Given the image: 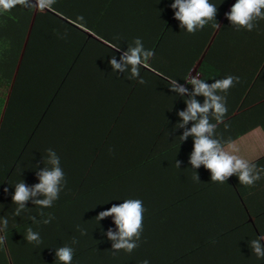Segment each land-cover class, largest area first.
I'll return each mask as SVG.
<instances>
[{
  "label": "trees",
  "instance_id": "16d2710c",
  "mask_svg": "<svg viewBox=\"0 0 264 264\" xmlns=\"http://www.w3.org/2000/svg\"><path fill=\"white\" fill-rule=\"evenodd\" d=\"M231 2L228 1L225 14L230 12L228 9ZM35 5V1L26 0L23 6L18 5L11 11L0 12V77L7 78V85L15 82L17 71H20L27 58L29 46L37 40L39 30L42 29L50 38L47 40V46L50 48L51 41L56 37L55 22L64 23L60 16L46 9L36 10ZM50 8L54 12L57 11L56 1ZM43 18L45 20L42 22ZM51 21L53 22L50 24ZM230 24L233 25L227 18L225 27ZM235 27L243 32L244 37L239 75L243 89L239 108L236 106L232 111L227 110L226 120L254 109L255 104L248 101L249 89L264 66L262 54L256 57L255 72H251L247 67V35H253L251 31L238 25ZM155 45L153 52L157 53L158 45L163 47L164 43L162 44L160 39ZM255 45L257 54L264 52V41L260 40ZM253 53L255 50L250 55ZM238 60L237 56L236 64ZM162 62L164 61L154 57L148 65L161 76L138 65L139 74L144 73L141 79L146 81L145 90L149 91L153 87L158 91L159 86L168 84L167 92L164 91L161 95H165L166 110L186 111L185 101L193 98V85L187 88L188 95L174 92L171 88L173 81L184 84L186 76L176 80L169 72L163 73L168 66L174 64L173 61L168 65H163ZM230 74L232 75V71ZM207 76L209 85L214 83L211 79H215L216 74L208 73ZM166 77L171 79L172 83L164 79ZM146 91L143 92L152 97L150 92ZM195 99L198 101V97ZM262 101L259 103L262 104ZM7 102L9 101L0 97V106L5 108L7 105L6 113L9 115ZM236 103L239 104L238 101ZM146 107L147 104L143 109L131 111L126 107L128 113L123 112L120 119V115H113L116 118L106 123L103 135L96 140L95 144L98 143V146L93 149L96 155L87 153L82 160L76 156L59 158L64 177L59 185L58 198L53 200L50 207L42 208L34 203L35 200L45 198L38 193L25 202V208L19 216L14 215L18 205L12 202L15 185L23 182L31 190L40 183L39 173L45 169L51 170L52 165L48 162L49 151L44 149L37 154L36 164L26 165L25 157L17 161L13 156L10 160L8 152L11 138L7 139L10 137V131L15 132L19 125L11 119L9 121L7 115L0 119V221L8 220L7 228L0 231V237L4 238L3 243H0V264H64L56 253L65 246L73 249L72 264H142L144 260H148L149 264H215L210 261L211 255L219 257L222 261H242L244 264L246 258L252 256L251 245H247V248L244 243L237 246L234 241L225 237L242 232L243 236L249 235L247 243H251V240L264 235L261 225H258L256 220L251 221L252 215L231 181V176L223 184L213 182L211 171L203 164L200 165L201 170L196 171L187 163L186 156L190 159L189 152L194 150V137L191 141L184 142L186 151L180 143H167L178 141L175 134L178 130L172 111H166L167 116L164 115L162 119L160 131L150 137L130 140L129 137L120 136L121 131L145 129L144 114L148 111ZM141 110L144 111L143 114H140ZM238 112L240 114H237ZM126 115L128 116L125 119ZM199 118L198 113L197 119ZM226 120H223L225 122L221 125H225L228 122ZM247 132L250 131H245ZM21 139H24L23 136ZM235 139L237 138L226 141L224 145ZM39 140L40 143L45 142V139ZM196 175L198 180L193 179ZM229 188L234 190L236 200L240 202L241 217L240 222L235 219L234 224H230L232 226L223 227L215 213L223 214L218 204L223 197L228 198L230 193L233 194ZM131 199L142 200L146 211L143 213L139 239L133 237L129 241L137 247L127 252L125 249L114 248L119 238L115 214L103 219L97 217L101 212ZM49 216L52 219L45 224L44 221L48 220ZM28 228L39 233V244L27 241ZM109 231L117 236V240L109 237ZM221 231L226 232L219 234ZM202 232H205V236ZM218 242L227 244L228 249L218 245ZM194 243H197V246L191 247ZM260 243L264 247L262 239ZM255 264H264V259L256 258Z\"/></svg>",
  "mask_w": 264,
  "mask_h": 264
},
{
  "label": "crops",
  "instance_id": "0c3cea01",
  "mask_svg": "<svg viewBox=\"0 0 264 264\" xmlns=\"http://www.w3.org/2000/svg\"><path fill=\"white\" fill-rule=\"evenodd\" d=\"M54 1L57 11L54 12L49 7L45 9L63 18L64 23L55 22L56 37L51 41L50 48L47 46V40L50 38L40 29L37 40L29 46L23 66L17 71L15 82L7 85V78L0 77V97L9 101V115L6 113L7 105L5 108L0 106V119L7 115L9 121L11 119L19 125L18 130L13 133L10 131V137L7 139L11 138L8 152L10 160L13 156L17 161L25 157L26 165L36 164L37 154L43 149H51L59 158L76 156L82 160L87 153L96 155L93 149L98 146V143H95L103 135L104 126L116 118L113 115H120V119L122 113L127 111L126 107L131 111L143 109L147 104L148 109L144 114L145 129L121 131L120 136L129 137L130 140L150 137L160 131L162 119L169 111L174 113L177 127L182 121L178 114L180 111L166 110L165 95L161 96L162 92H167L168 84L159 86L158 91L153 87L146 91V85L140 84L143 72L131 78V65L125 71L113 70L111 67L110 61L113 57L118 63H122L121 56L137 46L136 38L142 40L144 51L153 52L160 39L162 44L164 43L163 47L158 45L157 53L153 52L146 65L139 66L161 76L148 66L151 59L158 57L164 61L163 65L173 61L174 65L168 66L163 73L169 72L176 80L186 76L184 84L177 83L186 89L191 85L187 80L192 77L209 84L208 73L216 74L215 79H211V82L215 83L216 80L231 75L232 71V76L239 77V82H234V86L227 93L216 94L226 96L227 110L232 111L236 106L239 108L243 89L239 75L244 37L240 29L236 30L235 24L225 27L228 1H232L229 12L236 0H209V3L217 7L214 21L206 24L204 28H198L194 34L188 33L187 26H182V22L175 18V13L179 10L171 7L175 0ZM261 12H264V9ZM44 20L45 18L42 22ZM254 24L256 27L251 31L253 36L247 35V67L251 72L256 71V57L264 54H257L255 45L260 40L264 41V20L254 21ZM254 50L255 53L250 55ZM237 56L239 60L236 64ZM164 79L172 81L168 77ZM143 91L150 92L152 97ZM185 94L188 95V89ZM248 95L249 103L256 105L254 109L244 111V114L236 118L234 115L230 120L224 117L223 120L228 122L225 125H221L225 121L219 123L210 138H217L223 144L237 138L225 145V150L254 163L260 171L261 179L256 181L254 186L241 184L238 174H233L231 181L244 197L249 213L264 231V66L256 76ZM197 97L203 106L205 97L196 95L195 98ZM261 100L262 104L259 103ZM143 113L141 110L140 114ZM208 115L210 123H217L211 110ZM193 124L194 121H189L183 128L177 127L178 132L175 134L178 141L167 143H180L186 151L184 142L191 141L194 136L190 135L182 141L179 137L190 130ZM21 136L24 139H21ZM39 139H45V142L40 143ZM192 152L193 150H190V157ZM186 160L190 164L187 156ZM195 169L201 170L200 166ZM229 190L233 194L230 193L228 198L223 197L218 204L223 214L215 213L223 227L232 226L230 224H234L235 219L240 222L241 217L240 202L236 200L234 190ZM223 232L226 231L219 234ZM202 235L205 236V232H202ZM248 236L239 232L225 238L234 241L237 246L244 243L247 248V245H251L247 243ZM262 242L264 244V239ZM218 245L228 249L225 243L218 242ZM194 246L196 247L197 243L191 247ZM251 253L252 256L249 255L244 264L256 263L257 257L253 251ZM243 256L245 259L244 253ZM210 261L215 264H242V261H222L215 255L210 256Z\"/></svg>",
  "mask_w": 264,
  "mask_h": 264
},
{
  "label": "clouds",
  "instance_id": "9594fccd",
  "mask_svg": "<svg viewBox=\"0 0 264 264\" xmlns=\"http://www.w3.org/2000/svg\"><path fill=\"white\" fill-rule=\"evenodd\" d=\"M54 0H36L35 8L43 10L51 6ZM26 0H0V12H8L13 8L25 5ZM172 8H178L175 13V18L182 22V26H187V32L194 34L198 28H204L206 24L214 21L217 13V7L209 3V0H175L171 5ZM264 0H236V3L231 7L227 18L240 28L252 31L256 24L254 21L264 20ZM239 31V29H238ZM135 48H130L121 56L122 63H118L115 57L110 61L113 70L125 71L131 65V78L139 75L138 65L147 64L148 59L153 55L151 50L144 51L142 40L135 39ZM118 50V49H117ZM143 57V59H142ZM193 85V92L191 99H187V110L180 111L178 114L182 117V121L177 127L183 128L189 121L195 123L190 130H187L179 137L180 141L185 140L188 136H194V150L190 157V164L194 168H199L201 164L206 169L211 171V180L213 182L225 183L227 178L233 174H238L239 182L245 186H254L256 181L261 179L260 171L256 169L254 163H250L237 155L225 150V145L217 138H210L213 136L219 123L227 113L226 96L217 95V92L227 91L234 86V82H239V77L229 75L223 79L216 80L211 85L205 83L202 79L191 78L189 81ZM144 79L140 80V84H145ZM171 88L174 92L181 95L187 92L184 86H178L173 81ZM196 95H203L205 97L203 106L194 98ZM211 110L213 118L217 123H209V111ZM200 118L197 119V114ZM49 163L52 165L51 170L45 169L39 173L40 183L36 184L31 190L25 186L23 182L15 185V193L12 197V202L18 207L14 211V215L19 216L21 211L25 208V202L31 197H35L38 193L45 198L35 200L34 203L42 208H48L52 205L53 200L58 198L60 191L59 185L64 177V172L60 168V159L56 153L49 149ZM177 166H179L177 162ZM198 180V176L193 177ZM7 191V189H5ZM146 209L143 207V202L140 199L126 200L120 206H113L107 211L101 212L97 219H103L106 216L115 214V223L119 228L118 242L114 244L116 249H125L131 252L137 245L129 242L133 237L139 239L140 231L142 230L143 213ZM52 219L49 216L44 223H49ZM8 226V220L0 221V231H4ZM109 237L117 240V236L109 231ZM27 241L29 243L36 242L39 244V233L33 232L31 228L27 229ZM264 239L261 236L259 239L251 240V248L257 259H264V247H262L260 240ZM4 238L0 237V243H3ZM58 259L64 264H72L73 249L70 247H62L56 253ZM142 264H149L148 260H144Z\"/></svg>",
  "mask_w": 264,
  "mask_h": 264
},
{
  "label": "water",
  "instance_id": "95a60500",
  "mask_svg": "<svg viewBox=\"0 0 264 264\" xmlns=\"http://www.w3.org/2000/svg\"><path fill=\"white\" fill-rule=\"evenodd\" d=\"M36 2V1H35ZM38 8H36V10H37ZM35 15H36V13H35ZM242 200H243V202H244V204L246 205V202H245V200H244V197L242 196ZM247 210H248V206H247ZM249 211V210H248ZM251 221H254V219H253V217H252V219H251Z\"/></svg>",
  "mask_w": 264,
  "mask_h": 264
},
{
  "label": "rangeland",
  "instance_id": "374dc122",
  "mask_svg": "<svg viewBox=\"0 0 264 264\" xmlns=\"http://www.w3.org/2000/svg\"><path fill=\"white\" fill-rule=\"evenodd\" d=\"M192 78H194V77H192ZM189 79V78H188ZM187 82H188V80H187ZM2 94H4V93H2Z\"/></svg>",
  "mask_w": 264,
  "mask_h": 264
}]
</instances>
